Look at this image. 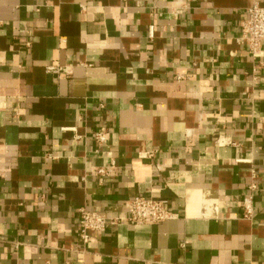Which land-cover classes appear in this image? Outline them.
Here are the masks:
<instances>
[{
    "label": "crops",
    "instance_id": "1",
    "mask_svg": "<svg viewBox=\"0 0 264 264\" xmlns=\"http://www.w3.org/2000/svg\"><path fill=\"white\" fill-rule=\"evenodd\" d=\"M253 1L0 0V264H264ZM135 194L176 217L78 237V208L121 218Z\"/></svg>",
    "mask_w": 264,
    "mask_h": 264
},
{
    "label": "built area",
    "instance_id": "2",
    "mask_svg": "<svg viewBox=\"0 0 264 264\" xmlns=\"http://www.w3.org/2000/svg\"><path fill=\"white\" fill-rule=\"evenodd\" d=\"M242 40L247 44L249 52L253 56L260 53L261 42L264 40V5L258 0H254L247 8V16L241 21ZM28 47L29 42H25ZM45 71L60 74L61 72L68 73L67 67H62L58 64L48 63L45 65ZM107 129L100 128L94 133V140L97 146L104 144L107 140ZM115 166V161L110 157L108 164L102 167H97L96 173L100 176L107 173ZM249 191L240 198V205L243 209L244 217L251 219L254 213L253 193L255 184H249ZM126 214L121 218H113L109 220L106 215L98 211L87 210L84 207L78 208L77 217V235L86 242L89 238V233L92 231H103L108 223H115L118 220L130 224H153L173 219L176 213L169 207V202L161 198L157 194L149 196L135 194L124 202ZM181 246H185V242L181 241Z\"/></svg>",
    "mask_w": 264,
    "mask_h": 264
}]
</instances>
